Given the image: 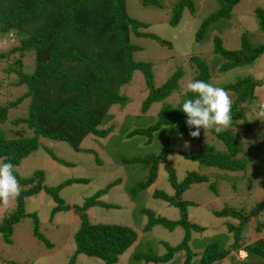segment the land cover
I'll list each match as a JSON object with an SVG mask.
<instances>
[{"label": "rangeland", "instance_id": "rangeland-1", "mask_svg": "<svg viewBox=\"0 0 264 264\" xmlns=\"http://www.w3.org/2000/svg\"><path fill=\"white\" fill-rule=\"evenodd\" d=\"M159 5L143 3L141 0H125L126 11L130 17L148 23L144 31L156 35L162 42L148 36L131 34V42L138 46L132 53L136 61H149L152 63L154 85H161L175 70L180 69L181 76L178 88L167 96L164 101L175 104L180 99L181 93L186 90V85L194 81V67L191 56L204 59L210 71V82L217 87L236 82L242 77H250L260 82L253 89V97L246 102L240 101L246 116L237 120L238 126L229 125L242 140V150L236 157L246 160L244 170L229 171L216 167L200 165L195 160L184 158L181 150H201L209 145H215L225 152L223 141L212 132V129H201L199 138H192L189 131L179 133L176 129H159L151 141L147 136L134 135L126 137L130 129L145 127L156 116L162 102H153L142 114L141 103L147 94L143 73L135 70L132 79L120 88V93L128 102L120 107L113 104L111 107L115 117L111 121L115 125L106 137L87 135L80 143V149L74 150L63 140H50L41 137L40 146L22 158L14 170L21 177L31 176L36 170L44 173V184L57 186L69 179H86L74 181L65 185L59 192L68 209L57 211L53 215L50 210L55 205L52 197L44 192H39L25 200V211L35 213L38 218V234H34V222L31 217H24L13 225L11 243H6L0 237V264H67L74 253L75 242L73 235L80 225L79 212L74 205L81 206L85 199L92 196L97 190L104 188L113 180L119 183L111 186L100 199L105 203L113 204L111 207L95 205L83 214L90 223L123 224L130 226L137 232L136 242L128 248L116 264H182L185 252L181 251L167 262L156 263L137 260L132 253L164 254L166 245L174 246L182 241L185 230L181 226L173 230L161 225H154L146 230L144 226L148 220L143 208L149 209L155 216H163L169 220L179 218L177 207L167 201L156 198V190H164L173 194L174 189L167 180V171L164 164L171 165L176 170L178 179H182L187 171H197L207 175V181L194 183L182 194L183 200L194 201L187 206L189 220L203 229L190 230L188 247L197 252L193 261L199 258L200 253L207 246L212 237L217 236L222 245L231 241L227 233L226 222L238 223L232 217L218 218L212 214L213 209H221L224 205L233 207L236 211L242 209L245 213V243L254 241L264 235V230H255V220L264 221V205L256 214L250 210L258 203L264 201V116L257 117L258 103L264 100V52L253 62L233 67L227 71H219V66L224 59L213 51V34L219 36L221 44L226 49L234 50L241 46V36L245 34L253 45L264 44V32L259 28V18L256 10L264 11V0H239L232 8L228 19L216 22L207 31L205 38L195 41V32L202 20L215 12L220 4L217 0H191L194 4V13L184 7L177 24H171L173 7L178 0H156ZM167 41L169 44L164 43ZM13 33H8L0 39V52H5L16 44ZM30 51L22 57V71L30 74L34 70V55ZM17 58L7 56L0 60V105L9 104L19 98L27 90L25 84L14 85L11 77L14 73H4L3 66L12 64ZM233 100L234 94L228 91ZM233 102V101H232ZM29 99L25 98L16 105L9 107L7 119L0 123V129L10 136L15 128L25 129L27 135L32 130L24 125L15 127L12 120L25 117L28 112ZM152 115V117H149ZM134 120V117H137ZM127 119L129 123L123 122ZM110 122V123H111ZM187 126V125H186ZM188 127V126H187ZM227 128V129H228ZM191 130H195L194 128ZM125 136V137H122ZM167 136L172 143V151L167 155V161H160L155 181L146 189L135 190L139 181L148 177V167L144 170L131 165L133 157H146L159 151L162 139ZM187 145V146H186ZM47 148V150H46ZM92 149L94 153L84 151ZM95 155L101 160L97 163ZM124 160V162L120 161ZM1 162V161H0ZM213 183V186H210ZM135 190V191H134ZM196 202V203H195ZM16 202L11 200L7 205L0 203V223L2 217L12 209ZM255 207V209L257 208ZM50 216V217H49ZM228 235H227V234ZM244 237V238H245ZM229 253L215 264H231ZM245 252L239 250L236 260L245 257ZM74 264H104L97 257L80 253L75 256ZM193 264H196L195 262Z\"/></svg>", "mask_w": 264, "mask_h": 264}, {"label": "trees", "instance_id": "trees-1", "mask_svg": "<svg viewBox=\"0 0 264 264\" xmlns=\"http://www.w3.org/2000/svg\"><path fill=\"white\" fill-rule=\"evenodd\" d=\"M141 1L159 5L156 0ZM217 1L220 4L219 8L207 15L199 24L195 32V41L203 40L207 31L217 21L228 19L233 6L239 0ZM184 7H187L191 14L194 13V4L191 0H178L173 7L171 24H177ZM256 13L259 18V28L264 32V11L257 9ZM147 27L148 23L128 15L125 0H0V39L8 33H13L17 41L9 50L0 52V60L5 61L6 59L3 58L17 54V58L13 61L16 67L6 63L3 72L7 74L13 72L16 77H11L13 80L11 83L25 84L27 87L26 92L16 100L0 105V123L7 119L9 107L28 98L27 115L13 119L12 124L23 128L25 125L28 130H32V134L27 135L26 128H15L12 135L7 136L0 129V161L11 162L15 168L22 158L40 146L41 137L63 140L74 150L80 149L81 141L89 134L106 137L115 128L111 122L115 117L111 107L113 104L123 107L128 102L126 96L120 93V88L132 79L135 70L143 73L147 89V94L141 103L142 114L138 116H143L153 102H162V104L155 117L149 116L154 118L151 122L145 127L130 129L125 136L143 135L151 141L157 130L167 128L186 134L189 130L186 126L187 117L180 108L185 99L193 98V94L184 90L177 103L164 101L169 94L177 90L181 76L180 69L175 70L161 85L156 86L152 63L136 61L132 57L133 51L138 46L131 42V34L148 36L162 42L153 33L144 31ZM211 40L213 51L224 59L218 68L219 71L249 64L264 52V44H251L252 41L249 42L245 34L241 36L240 48L234 50L223 47L216 34H213ZM164 43L169 44L167 41ZM27 51L33 53L35 61L34 70L30 74L22 71V57ZM191 63L194 67V81L210 82L207 62L198 56H191ZM259 83L250 77H242L236 82L222 86L234 94L231 125L238 126L237 120L244 119L246 111L242 110L240 101L246 102L247 99H251L253 89ZM138 116L134 117V120ZM124 122L129 123L127 119H123L122 124ZM212 132L223 141L225 152L215 145H209L201 150H181L179 153L184 158L195 160L203 166L229 171L244 170L247 161L236 157L242 150L241 137L230 128L221 133H216L214 129ZM160 145L159 151L155 154L131 159L130 164H136L138 169L144 170L146 167L149 169L148 177L144 181H139L135 190L146 189L153 183L157 177L160 161H167V155L172 151L170 138L165 136ZM84 151L94 153L92 149L84 148ZM95 159L97 163L101 162L97 155ZM120 161L124 162V160ZM164 168L174 193L168 194L164 190H156L153 195L177 207L179 218L169 220L163 216H155L152 211L143 208L142 212L148 216L144 228L149 230L158 224L173 230L181 226L185 230V235L179 244L174 246L167 244L164 254L133 252L132 257L146 262L162 263L184 251L182 264L194 262L214 264L223 260L229 251L235 250L234 255L230 256L231 264H264V235L246 244L244 234L246 226L243 217L247 213L242 209L236 211L227 205L221 209H213L212 214L218 218L232 217L238 220L236 224L226 222L227 233L232 237L231 241L222 245L223 242L217 236L212 237V241H208L199 258L192 262L197 252L191 251L188 247L190 230H201L203 227L189 220L187 206L194 201L183 200L181 194L191 184L207 181L208 177L197 171H187L182 179H178L176 170L171 165L164 164ZM14 175L21 187L20 195L14 200L15 209L4 215L0 223V237L8 244L11 243L13 225L24 217L33 219L34 234H38L37 216L35 213L25 211L27 198L41 191L50 195L55 202L50 210V214L53 215L69 207L59 195L60 190L74 181H86V179H69L53 187L44 184L42 170H36L28 177H21L14 170ZM118 183L119 179L113 180L87 197L81 206L74 205L76 212H79L81 223L73 235L75 249L67 264H74L75 256L80 253L100 258L104 264H116L119 256L136 242L137 232L130 226L90 223L83 217L84 212L92 206L111 207L113 204L105 203L100 197ZM210 186L212 187L213 183H210ZM257 205L258 203L250 210V214ZM255 230L263 231L264 221L255 220ZM239 250L245 251L246 256L236 260Z\"/></svg>", "mask_w": 264, "mask_h": 264}, {"label": "clouds", "instance_id": "clouds-1", "mask_svg": "<svg viewBox=\"0 0 264 264\" xmlns=\"http://www.w3.org/2000/svg\"><path fill=\"white\" fill-rule=\"evenodd\" d=\"M186 92H191L193 98L185 99L180 110L187 117L190 137L199 138L201 129H214L216 133H221L229 127L232 121V99L227 90L211 82L196 80L187 83ZM258 112V118L264 116V100L258 103ZM193 128L195 130H191ZM20 191L14 165L0 162V203L7 205L19 197Z\"/></svg>", "mask_w": 264, "mask_h": 264}, {"label": "water", "instance_id": "water-1", "mask_svg": "<svg viewBox=\"0 0 264 264\" xmlns=\"http://www.w3.org/2000/svg\"><path fill=\"white\" fill-rule=\"evenodd\" d=\"M263 205H264V201L256 209H254L252 215H256L263 208Z\"/></svg>", "mask_w": 264, "mask_h": 264}, {"label": "crops", "instance_id": "crops-1", "mask_svg": "<svg viewBox=\"0 0 264 264\" xmlns=\"http://www.w3.org/2000/svg\"><path fill=\"white\" fill-rule=\"evenodd\" d=\"M135 230V229H134ZM136 231V230H135Z\"/></svg>", "mask_w": 264, "mask_h": 264}]
</instances>
